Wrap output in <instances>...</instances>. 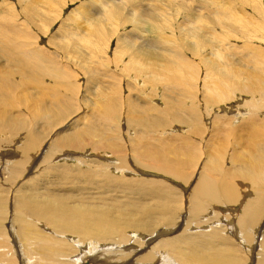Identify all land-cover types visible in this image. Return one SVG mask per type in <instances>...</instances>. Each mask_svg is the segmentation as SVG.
Returning <instances> with one entry per match:
<instances>
[{
	"label": "bare ground",
	"instance_id": "obj_1",
	"mask_svg": "<svg viewBox=\"0 0 264 264\" xmlns=\"http://www.w3.org/2000/svg\"><path fill=\"white\" fill-rule=\"evenodd\" d=\"M148 8L151 10L153 8V10L151 11L152 14H149L151 22L146 23L145 26L159 27L156 24V17L153 15L158 9ZM99 12L101 13L100 10ZM142 22H144V19L137 22L140 29H143L141 27ZM16 27H7V24L0 23V30H5L0 33V61H11L9 66L0 65V132L19 136V132L23 133L20 136L24 138L22 139L24 144H22L23 147L21 146L20 157L18 160L14 158L15 154L10 157L11 164H13L12 175L22 176L30 162V152L41 146L40 144L44 139V136L40 133L41 131L38 130L41 127L39 122L42 123L44 128L51 129L64 123L70 115L61 114L65 119L59 123L61 120H56L59 116L51 115L49 109L42 108L35 113L31 110L28 111L33 113V119L26 118L24 120L20 114H14L2 108L6 107L7 102L9 103V100L4 96L6 95L5 90L10 92L12 87L17 86L15 76L21 77L24 73L29 72L27 76L25 75V80H22L21 77L20 80L22 81L19 83H22L23 86L33 83V86L28 87V89L32 88L39 92L42 107H53L51 104H53L52 101H56L54 98L57 99L56 106L68 107L73 104L71 99L74 97L71 94L65 95L62 88L68 90L69 93L75 91L74 94L79 93L80 89L72 75L62 70L59 71L57 67L52 65L54 60L52 57L44 56V53H41L43 55L41 57L34 48H28L26 44L13 39L10 33L17 36L21 34L18 27ZM163 38L165 39H162L164 42H145L140 48H136L137 45H130V47H133L130 48L133 51L128 56V69L136 71L135 79L143 77V82H149L150 80L149 83L154 84L155 90L158 89L159 85L161 87L166 86L164 109L158 108V104H148L144 110H140L138 103L131 99L133 96H130L127 100L128 103L125 107H129V109H127V119L123 131L131 135V142L130 148H124L129 149L131 153L122 152L123 146L120 144L122 141L119 142L118 134H116L118 128L122 127V124L119 123V113L123 104L117 105L113 100H109L105 107H102L99 111L105 124V127H103L108 130L105 137L93 143H86V135L95 137L94 127L90 126L88 131L81 130L79 132V117L75 121L69 119L71 122L67 125L68 127L63 128L64 130L62 129L61 132L50 135L49 138H54V144L51 143L49 150L44 152L42 159L45 163L53 160V154H50L51 148L56 150L58 148L80 150L91 147L93 151L99 153L109 151V153L115 155L116 160H111L114 165L105 166L100 161H93L91 163L92 167H88V170L80 169L77 173L68 171L65 176L63 171L61 174L54 171H50L48 174L38 173V178L36 175L26 180V188H22L23 184L13 189L10 187L9 197L2 196L4 193L7 195L6 188L0 189V264H78L77 262L80 261H82V264H97L104 257L102 253L95 252L97 248L95 246L100 245V242L97 243L95 240L101 242L105 240V243H107L108 240L106 242V239H113V237L117 238L118 241L114 240L117 243L113 242L114 247L109 245L106 248L109 249V252L110 250L113 252L111 257L116 264H127L129 257H131V264H151L154 261L158 264H264V115L260 113L262 107H259L258 103L249 102L252 107H247L248 110L244 112L246 114H244V117L246 116L251 124L250 128L256 140L254 146L259 148V155H245V150L239 148V145L243 142H234L231 167L226 166L225 146L221 147V150L216 152L214 156L207 157L204 160L201 159L203 162L201 161L202 165H200L201 162L199 161L203 155L193 143L192 138L195 135L202 136L205 127L203 128L200 123L195 113L196 110L189 112L186 105L187 101L180 97L177 98L181 95L177 94L176 96L173 91L184 88L186 79L192 78L190 72L186 73L192 67L183 56L181 57L182 60H179V55L176 56L178 60L174 58V60H170L171 62L167 61L164 58L163 51L160 52V55H157L159 56L157 61H154L156 60L153 55L155 49L163 50L160 46L166 42V38L164 36ZM35 49L37 48L35 47ZM176 49H172L173 56H175ZM257 53L258 51H256L252 62L261 59H258L259 55ZM56 56L58 55L56 54ZM262 61L264 62V59ZM258 62L262 63L261 61ZM11 63L15 65L11 67ZM108 64L109 60H103L101 66L104 71L99 65L100 67L97 70L95 68V73H84L85 76L87 75L88 84H92L94 87L89 89L85 87L86 94L84 95L85 92H83L81 99H92L91 96H87V93L92 94L99 91L100 86L103 85L101 80L103 78L100 76L109 77ZM182 66L185 68L183 69ZM223 66L219 65V67ZM255 68H258L259 71L255 70L256 72L249 73L246 77L243 76V71H235L234 77L236 75L238 78L243 76L247 79V84L244 83V86L239 83L234 84L229 91L235 92V90H238L258 95L259 99L264 101V64ZM136 80H134L136 85H139ZM215 80H210V83L207 81L205 87L213 92L215 97L213 100L219 103L222 102V98L225 99L229 94L222 88L224 85L218 84ZM113 87L115 88H112V96L120 98V92H117L116 86L113 85ZM167 92L172 93L173 96H169ZM94 95L95 98L97 94ZM49 96L51 100L47 101ZM143 101H147V98L144 99L143 97ZM4 102L6 104H3ZM36 102L39 103V98ZM89 105L87 107H90ZM28 107H34V103H30ZM175 109L181 110L186 115L191 113L189 119L194 117V121H199V123L191 126L188 133L184 135L175 134L165 137L164 134L169 128L167 115L171 114V118L177 122H187L181 121L180 111ZM171 110L176 111V113H170ZM225 112L219 114V116H213L214 125L212 127L218 124L219 133L220 130L227 129V124L229 126L231 121L235 124L234 117L236 114L230 117L227 114L229 112L226 110ZM60 113L64 112L61 111ZM87 117L88 115L84 114L83 121ZM37 121L39 122L37 123ZM222 126L225 128H222ZM131 128L134 129L131 130ZM240 133L241 131H233L231 135L240 141L238 136ZM246 140L252 142L250 138ZM219 141L221 140L219 139ZM258 142L260 145H258ZM35 160L36 158L34 162ZM127 165L132 167L133 171L127 169ZM37 167H39L37 164L33 165V169ZM28 171H30L29 168ZM150 172L170 176L172 179H181L187 183L188 181L192 182L193 178L196 179L192 191L188 195L189 205L184 224H181L179 217L175 216L180 207L173 205L175 200L179 202L177 198L180 196L179 192L170 186L165 179L151 178L150 176L154 175H150ZM135 173L139 174L137 179L127 178L126 176L135 175ZM140 174H149L150 176L145 178L141 177ZM70 176L84 181L86 185L84 192L77 193L78 195H74L73 192L70 194L65 192L67 194L60 196L58 194L53 195L52 192H43L44 189L49 188L46 182L65 180ZM241 179L242 181H240ZM243 182L245 183L242 184ZM246 182H251L250 185L254 186V188L252 187L254 189L253 193L242 189L248 187L249 183L246 184ZM117 192L121 194L117 196ZM110 193L114 195H109ZM12 194L14 196H11ZM247 196L250 197L247 199ZM117 198H124V201L117 200ZM147 201H152L153 205L151 203L152 206L147 204ZM210 206L214 210H219L217 215L225 210L241 211L238 217L232 215L229 220L233 224L234 237L224 235V227L216 228L214 226L209 227V225L200 229L196 228L202 226L201 222L206 220L203 214L208 211ZM158 217L161 220L155 221ZM158 223L164 225L161 232L159 231V234L164 235V237L173 233V229L177 230L178 225L184 226V230L176 236L161 239L157 246H152L153 248L145 253L141 252L142 254L139 257L134 256L135 248V250H131L121 245L130 242L127 237L128 231L145 230L143 232L147 235L150 232L152 233L149 235H153L158 230L159 226H156L155 229V224ZM193 225H195V231H193ZM41 226L53 235L41 231ZM191 228L192 231H190ZM70 234L77 238L74 242L71 241L73 242L71 246L69 245L70 242L60 238ZM141 239L143 238L141 237ZM143 244L145 243H141L142 247ZM243 246H246L245 251ZM131 248L133 247L131 246ZM80 254L84 256L83 259ZM105 261L101 263L104 264ZM112 262L110 261V263ZM106 264L109 263L106 262Z\"/></svg>",
	"mask_w": 264,
	"mask_h": 264
},
{
	"label": "rangeland",
	"instance_id": "obj_2",
	"mask_svg": "<svg viewBox=\"0 0 264 264\" xmlns=\"http://www.w3.org/2000/svg\"><path fill=\"white\" fill-rule=\"evenodd\" d=\"M148 7L158 9L156 12L153 11L155 12L153 15L156 17V24L159 27L156 26L154 28L152 25L145 26L146 23L151 22L149 14H152L151 11L153 10V8L151 10ZM142 19H144V22L141 24L143 29H140L137 22ZM0 23L7 24V27L17 26L21 34L17 36L16 34L10 33V36L20 43L26 44L28 48L31 47L34 48V50H37L41 57H43V53L44 56L52 57L54 59L52 65L57 67L59 71L62 70L72 75L80 89L79 93L74 94L75 91L69 93L68 90L62 88L65 95L71 94V96L74 97L71 99L73 104H70L68 107H61L60 105L56 106V98H54L56 101H52L53 104L51 105H53V107H42V101L40 98L41 95H39V92L32 88L28 89V87L33 86V83L26 86L19 83L20 81L25 80V77L29 74V72L24 73L23 76H21L23 78L22 80H20L21 77L15 76L14 79H17V86L15 85V87H12L10 92L5 90L6 95L4 96L7 100H9V103L7 102L6 104L4 102L3 104H6V107L2 108H5L11 113L20 114L21 117H23L22 119H33V113L41 110L42 108L49 109V113L51 115L59 116V118L56 119L57 121L61 120L59 123L63 122L65 119V117L61 114L64 115L66 113L70 115L68 118L71 119V121H75V119L77 120V117H79V120L83 122L81 123L79 121V132H81V130L88 131L90 126L94 127L96 134L95 137L86 135V143H93L98 139L105 137V134L108 133V130L104 128L105 124L103 123V119L101 118L99 111L102 107H105L109 100H113L117 103V105L123 104L121 105V112L119 111V123L120 125L122 124V127H119L116 132V134H118L119 142L122 141L120 142L123 146L122 152L131 153L129 149H126L130 148L131 135L126 134L124 133L125 131H123L125 129L124 125L127 119V109H129V107H125L128 103L127 100L130 96H133L131 99H134L135 102L138 103L140 110H144L148 104H158V108L164 109L166 104L164 99L166 86L163 85L161 87V85H159L158 89L155 90L154 84L149 83L151 82L150 80L149 82H143V77L137 78V80L135 79L136 71L128 69V56H130L131 54L129 53L133 51V49H130L133 48L130 47V45H137L136 48H140L145 42L163 41L162 39H164V36L166 38V42L163 44L164 46L160 45L163 50L155 49L153 55L156 60L154 61H157V57H159L157 55H160V52L163 51L165 54L164 58L167 61L171 62L170 60H174V58L177 59L176 56L179 55V60L183 56V58H186L185 60H187L188 64L190 63L189 65L192 67V69L186 71V73L190 72L192 77L189 80L186 79L185 83L187 86L184 85V88L173 91L175 93L174 95H181L177 96V98L180 97L181 99L183 98L187 101L186 105L189 108V112L196 110L195 113L197 114L200 123L203 128L205 127L204 134L202 136L195 135V137L192 138L193 143L198 147L200 153L203 155L201 156L199 162L207 157L214 156L216 152L221 150V147L225 146L226 150L224 153L226 166L231 167L233 143H241V141L244 144L241 143L239 148H241V150H245V155H259V148L254 146V143L256 144V140L254 139L255 136L252 134L250 128L251 124L246 116L244 117V112L248 110L247 107H252L249 102H255L258 103L259 107H262L260 113L264 115V101L259 99L258 95L240 92L238 90L231 92L229 89L237 83L242 86L247 84V79L244 77H246L249 73L253 74L257 70L259 71V69L255 67H261L264 64L262 61L264 59V0H107L106 2L105 0H0ZM88 23L91 25H88ZM2 30H0V33ZM4 36L5 34L3 37ZM35 47L37 49H35ZM172 49H176L175 56H173ZM256 51H258L257 54L259 56H262H258V59H261L254 61V63L252 61ZM56 54L58 56H56ZM249 54L252 56L251 59ZM100 58L103 60H109V77H103V75L100 76L103 78L101 79L103 81V85L100 86L99 91L92 94L87 93V96H91L92 99H81L83 92L86 91L85 87H88V89L90 87H94L92 84H88L87 75L85 76L84 73H95L103 61ZM258 61H261L263 64ZM10 62L11 61L9 60L0 61V65L9 66ZM218 64L224 66L219 67ZM14 65V63H11V67ZM100 68L104 71L102 66ZM182 68L184 69L185 67L182 66ZM235 71H243L244 77L242 76L241 78H238L237 75L234 77ZM212 79H216L215 81L218 84H223L224 86L222 88L229 94V96L225 97V99H221L222 102L218 103L216 100L214 101L213 99L215 97L213 96V92L207 90L205 87L207 81L210 83V80ZM134 80H136L139 85H136ZM71 81H73V79H71ZM113 85L118 89L117 92H120V98L112 96V88H115ZM85 94L86 92L84 95ZM94 94H97L95 98ZM167 94L169 96H173L172 93L167 92ZM143 97L144 99L147 98V101L150 103L147 101L144 102ZM38 98L39 103L37 104L36 101ZM49 100H51L50 96L47 101ZM30 103H34V107H28L30 106ZM87 104H90V107H87ZM222 109H225L230 113H227L228 116L231 117L235 114L236 116L234 117L235 124L233 121H229L230 124L229 126L227 124V129L220 130L219 133L218 124L212 127L214 125L213 116H219V114L226 113L225 110L223 111ZM30 110L33 111V113H29L28 111ZM61 111L64 113H60ZM177 111H180L181 121L187 122H177L171 118V114L167 115L169 128L167 129L166 134H164L165 137H170L175 134L184 135L185 133H188L191 126H195L199 123V121H194V117L189 119L191 113L186 115V113H182L181 110ZM209 111L211 112L210 114ZM41 112L43 113V111ZM171 112L173 114L176 113V111L173 110H171L170 113ZM84 114H87L88 117L83 121ZM69 119L65 120L61 125L58 124L56 127L51 129L44 128L42 123L37 121V123L39 122L41 126L39 127L40 129L38 127L37 128L39 132L41 131L40 133L44 136V139L40 144L41 146L36 148L35 151L30 152L31 159L22 176L12 175L13 164H11L12 162L10 157L13 154H15L14 158L17 160L20 157V150L23 147L22 144H24V141L22 140L24 138L20 136L23 135V133L19 132V136L16 134L0 132V189L6 188L5 190L7 191V195L4 193L2 196L9 197L10 187L13 189L18 186L20 187L23 184L22 188H26V180L32 176L35 177L36 175L38 178V173L44 172V174H48L50 171H54L57 174H61L63 171V175L65 176L68 171L77 173L80 169L88 170V167H92L91 163L93 161H100L105 166L114 165L111 160H116L115 155L109 153V151L99 153L93 151L91 147L80 150L72 148H58V150H56L51 148L50 154H53V160H50L47 163L43 161L42 157L44 152L49 150L51 143L54 140V138H49L50 135L52 133L55 134L61 132L63 128L68 127L67 125L71 122ZM222 128L225 127L222 126ZM133 129L134 128H131V130ZM233 131H241L239 135L237 134L240 141L237 140L235 136L233 137L231 135ZM247 138H250L252 142H247ZM219 139L221 141H219ZM206 145L209 146L207 147ZM258 145H260L259 142ZM35 158L38 163L36 160L34 162ZM202 162L200 165H202ZM34 164H37L39 167L33 169ZM127 166V169L129 168L130 171H133L132 167L129 165ZM28 168L30 171H28ZM137 174L138 173L126 176L127 178L137 179L139 177V174ZM149 174L154 176H150ZM149 174H140V176L145 178L150 176L154 179H165L170 186L179 192L180 196L177 197L179 202H176L175 200L173 205L180 207L179 212L177 211L175 216L179 217L181 224H184L186 222L185 219L187 217L189 205L188 195L190 191H192L191 189L196 179L193 178L192 182L188 181L187 183L184 180L172 179L170 176L160 175L154 172H150ZM240 181H242V179ZM46 183L49 188L44 189L43 192H52L53 195L58 194V196L65 195L67 193L70 194L72 192L74 195H78L77 193L85 191L84 187L86 186L84 181L79 180L78 178H73L72 176L67 177L65 180ZM244 183L245 182L242 184ZM247 183L249 182H246V184ZM250 184L252 183L250 182L248 187H243L242 189L253 193L254 186ZM252 193L251 195H253ZM120 194L121 193L117 192L116 195L118 196ZM109 195L114 194L110 193ZM11 196L14 195L12 194ZM249 197L250 196H247L246 198L248 199ZM118 199L119 198H117V200ZM123 199L124 198H120L119 200L124 201ZM78 201L77 204L79 203ZM147 202V204L153 205L152 201ZM161 205L165 207V205ZM213 210L212 206H210L208 211L203 214L206 220L201 222L202 226L196 228L200 229L209 225V227L214 226L216 228L224 227L225 231L223 234L234 237L232 232L233 224L229 222V220L232 215L238 217L241 211L225 210L217 215L219 210ZM158 213L160 212L158 211ZM159 220H161L159 217L158 219H155V221ZM158 224H155V229L156 226H159L160 228L158 227V230L153 233L154 236L149 235L152 232L147 235V233L143 232L145 230L139 231L136 229V231H128L127 237L130 239V242L125 244L123 243L121 245L131 250L135 248L136 250H134L136 252L134 256L137 255V257H139V255L142 254L141 252L145 253L146 251L151 250L155 245L157 246L161 239H165L168 236H176L181 234L184 230V226L182 227L178 225L176 227L177 230L173 229V233L164 237V235L159 234L162 226L164 225ZM46 226L49 227L48 224H46ZM192 228L193 231H195V225H193ZM192 228L190 231H192ZM41 229V231L50 234L47 230H44L42 226ZM141 237L143 239H141ZM60 238L70 242V244L68 243L70 246L75 240H77L76 236L71 234L64 235V237L61 236ZM92 240L94 241L95 238ZM114 240L118 241L117 238L114 237L113 239H106L107 243H105V240L102 242L97 239L95 240L97 243L100 242V245L95 246L97 247L95 252L97 251V253H102L104 257H101L102 259L97 264H102L101 262H104L105 260L104 264H106V262L109 264H116L111 257L113 252L111 250L109 252V249H107V246L109 245H112V247L115 246L117 242ZM142 242L145 243L143 244V247L141 245ZM129 244L132 245L129 246ZM103 246L105 247L103 248ZM131 246L133 248H131ZM245 247L246 246H243L244 251ZM80 255L83 259L84 256L82 254ZM130 259L131 257L128 258L129 264L132 263ZM110 261L113 262L110 263ZM77 263L82 264V261ZM151 264L158 263L154 261Z\"/></svg>",
	"mask_w": 264,
	"mask_h": 264
}]
</instances>
